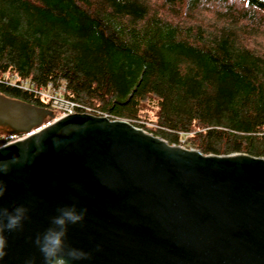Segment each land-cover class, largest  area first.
<instances>
[{
  "label": "trees",
  "instance_id": "obj_1",
  "mask_svg": "<svg viewBox=\"0 0 264 264\" xmlns=\"http://www.w3.org/2000/svg\"><path fill=\"white\" fill-rule=\"evenodd\" d=\"M28 83V89L25 84ZM264 158V0H0V94ZM24 134L0 126V147Z\"/></svg>",
  "mask_w": 264,
  "mask_h": 264
},
{
  "label": "water",
  "instance_id": "obj_2",
  "mask_svg": "<svg viewBox=\"0 0 264 264\" xmlns=\"http://www.w3.org/2000/svg\"><path fill=\"white\" fill-rule=\"evenodd\" d=\"M56 116L0 94V126L24 134L0 147V160L21 155L0 207L28 208L2 264H42L33 241L71 203L87 209L67 232L81 264H264L263 157L204 154L104 115L45 125Z\"/></svg>",
  "mask_w": 264,
  "mask_h": 264
},
{
  "label": "clouds",
  "instance_id": "obj_3",
  "mask_svg": "<svg viewBox=\"0 0 264 264\" xmlns=\"http://www.w3.org/2000/svg\"><path fill=\"white\" fill-rule=\"evenodd\" d=\"M54 146L57 142L53 140ZM3 151V148H0ZM21 161V155L12 153L6 160H0V176L7 175L13 164ZM7 191V185L0 180V198ZM86 208L78 207L77 203L65 204L56 210L50 218L49 226L38 234L33 243L42 257V264H81L89 258V253L67 243V232L70 225L83 221ZM28 218V208L23 204L13 207H0V264L7 255V238L5 232L19 230ZM26 264H34L29 259Z\"/></svg>",
  "mask_w": 264,
  "mask_h": 264
},
{
  "label": "built area",
  "instance_id": "obj_4",
  "mask_svg": "<svg viewBox=\"0 0 264 264\" xmlns=\"http://www.w3.org/2000/svg\"><path fill=\"white\" fill-rule=\"evenodd\" d=\"M25 88L28 89L29 85L26 83ZM65 88L64 86H56L53 83H51L47 89H39L35 90L34 92L38 94L39 96L43 97L44 99L50 101L51 105L60 111V118L64 117L67 114H78V113H90V110L88 108H84L80 110L81 106L69 99H67L64 96ZM97 115V114H95ZM108 116V115H104ZM109 117V116H108Z\"/></svg>",
  "mask_w": 264,
  "mask_h": 264
},
{
  "label": "rangeland",
  "instance_id": "obj_5",
  "mask_svg": "<svg viewBox=\"0 0 264 264\" xmlns=\"http://www.w3.org/2000/svg\"><path fill=\"white\" fill-rule=\"evenodd\" d=\"M51 110V109H50ZM60 116H56V117H54V119H51V118H46V120H45V125L46 124H49V123H51L52 121H54V120H56V119H58ZM24 135H22V136H20V137H18V139H20V138H22Z\"/></svg>",
  "mask_w": 264,
  "mask_h": 264
}]
</instances>
